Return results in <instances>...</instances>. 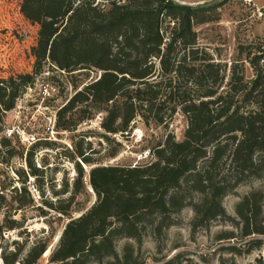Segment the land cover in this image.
Listing matches in <instances>:
<instances>
[{"label": "trees", "instance_id": "1", "mask_svg": "<svg viewBox=\"0 0 264 264\" xmlns=\"http://www.w3.org/2000/svg\"><path fill=\"white\" fill-rule=\"evenodd\" d=\"M36 1L34 13L40 23L32 69L0 76V115L15 107L20 93L32 88L36 76L51 62L69 73H100L57 111L56 130L75 131L98 113L102 114L100 127L111 134L127 132L137 116L162 124L180 109L188 120L184 138L168 135L153 149L155 159L145 163L104 164L93 158L91 146L73 141L69 158L76 176L72 187L67 183L63 189L70 193L68 204H51L68 219L49 262L140 264L137 251L147 229L152 228L159 238L175 224L173 215L188 206L194 211V231L219 217L231 219L223 205L225 196L240 184L264 176V47H253L245 59L233 61L229 68L201 47L194 27L214 21L220 4ZM247 63L254 71L251 77L246 75ZM166 105L168 111L163 113ZM12 142L21 145L16 139L1 138L11 156L17 152ZM53 144L56 141L41 140L26 155L39 189L44 182L34 155L41 146ZM87 176L96 200L74 216L73 201L85 189ZM27 180L25 174L16 192L21 190L30 198L19 199V206L34 202ZM6 201V195L0 194V210ZM235 211L245 238L264 235V191L246 194ZM6 221L0 225L2 241L7 240L4 230L21 227L17 219ZM122 239L135 240L137 247L128 243L120 254L117 243ZM247 243L250 253L263 242L250 239ZM47 249L48 241L41 239L25 257L19 247L4 251L2 258L4 264H36ZM179 258L168 264L176 260L182 264ZM256 264H264V259Z\"/></svg>", "mask_w": 264, "mask_h": 264}, {"label": "rangeland", "instance_id": "2", "mask_svg": "<svg viewBox=\"0 0 264 264\" xmlns=\"http://www.w3.org/2000/svg\"><path fill=\"white\" fill-rule=\"evenodd\" d=\"M176 1L192 5L220 4L214 21L197 24L194 29L198 34L199 45L206 48L217 62L226 64L228 68L233 61L245 59L249 51H254L253 47H264V0H252L250 3L245 0H216L214 3H210L214 0ZM36 2L0 0V76L28 72L32 69V53L40 23V16L34 13ZM241 47L243 53L240 52ZM81 71L85 70L69 73L47 62L32 83V90L25 89L21 92L14 108L17 105L26 106L31 113H36L37 122L44 123L50 115L45 105L51 109H60L76 90L100 74L97 70ZM246 75L248 77L254 75L248 63ZM168 108L166 105L161 110L166 113ZM12 114L4 112L0 115L1 136L3 124L14 121ZM21 119L24 121L23 116ZM101 119L102 114L98 113L93 119L78 125L75 131L56 130L55 134H50L41 130V137L50 136L52 137L50 140L56 141V144L41 146L34 155L36 166L42 170L40 173L44 182L40 187L42 197L39 202L19 206V199L29 200L28 194L21 193V190L5 193L7 201L0 210V225H6V218H13L21 223V227L16 229V233L9 235L7 240H0L2 255L4 251L8 253L22 247L21 256L25 257L35 243L45 239L48 241V252L45 251L36 264H60L49 262V257L58 243V237L61 236L68 217L52 208L51 204L54 207L68 204L70 193H63V189L67 183L72 187L76 176L74 162L69 158L74 149L73 141L82 140L84 147L91 146L93 158L98 159V162L134 165L154 160L153 149L163 143L168 135L182 140L188 126V120L180 109L171 118L167 117L162 124L153 121L147 123L145 118L137 116L124 134L106 132L100 127ZM12 145L17 152L11 156L7 147L0 143L2 163L0 173L6 177V180H2L3 184L1 183L3 187L13 182L7 166H13L21 186L24 175L28 176L27 170L30 171L26 162L29 148L16 142H12ZM113 152L116 155L111 156ZM85 182V189L76 195L73 201L74 216H79L81 208L91 206L96 200L88 176ZM36 183L39 184L38 179ZM253 190L264 191V176L240 184L232 193L225 196L223 205L231 219L219 217L208 227L194 231L191 225L194 211L188 206L173 215L175 224L165 230L159 238L153 235L152 228L149 227L144 235L143 244L137 251L140 264H168L177 256H180L179 261L182 264H256L259 258L264 259V235L245 238L240 218L235 211L237 203ZM227 233H234L235 236L220 237ZM250 239L262 240L263 243L247 253L249 247L247 242ZM128 243L137 247L135 240L122 239L117 243L120 254ZM177 263V260L173 262Z\"/></svg>", "mask_w": 264, "mask_h": 264}, {"label": "built area", "instance_id": "3", "mask_svg": "<svg viewBox=\"0 0 264 264\" xmlns=\"http://www.w3.org/2000/svg\"><path fill=\"white\" fill-rule=\"evenodd\" d=\"M245 1L248 3L252 2V0H245ZM28 90H32V88H29ZM45 108L46 110H49L48 112L50 113V115L47 117L46 121L41 124L40 122H37L38 118L36 117V113L33 112L31 113L29 108H27L26 106L17 105V107L12 109L10 112L5 111V113L8 114L13 113L12 115L14 116V121L12 123L7 122L3 124L2 136L10 139H16L21 145L27 148H29L30 146L36 144L41 140H45V139L50 140L52 137L50 136L41 137L40 132L42 130L45 133L55 134L57 111L59 109H51L47 105H45ZM21 116L24 117V121L21 119ZM2 136L0 135V143ZM0 165H2L1 162ZM6 168L10 170L12 174L13 182L8 186L3 187L2 184L3 181L6 180V177H3L2 172L0 173V194H4V195L5 193H12L17 189L21 188V184L18 181L19 177L17 176L13 166L9 165ZM27 174H28V180L26 182V187L30 192L31 196L33 197L34 201L39 202L41 199V193L36 183V177L32 176L28 170H27ZM13 233H16V230H4L3 235L7 239L8 236ZM0 264H4L1 248H0Z\"/></svg>", "mask_w": 264, "mask_h": 264}, {"label": "water", "instance_id": "4", "mask_svg": "<svg viewBox=\"0 0 264 264\" xmlns=\"http://www.w3.org/2000/svg\"><path fill=\"white\" fill-rule=\"evenodd\" d=\"M214 2H216V0H214V1L210 2V3H214ZM183 4H188V3H183ZM198 4H204V3H198ZM206 4H209V3H206ZM58 238H60V237H58Z\"/></svg>", "mask_w": 264, "mask_h": 264}]
</instances>
